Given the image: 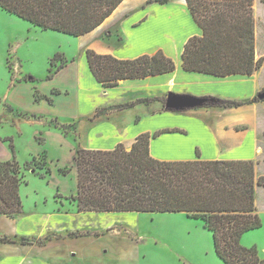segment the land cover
<instances>
[{
  "label": "crops",
  "instance_id": "crops-1",
  "mask_svg": "<svg viewBox=\"0 0 264 264\" xmlns=\"http://www.w3.org/2000/svg\"><path fill=\"white\" fill-rule=\"evenodd\" d=\"M148 1L124 0L123 3L137 5L132 6L130 11L119 19L117 31L113 29V31L108 30L104 36L102 34L106 21L120 9L122 4L95 30L81 36L70 35L78 38L80 58L68 56L65 51H60L59 53L69 60L65 65H60L51 78L46 77L45 80H40L34 76L37 78L34 81L30 78L22 81L12 80L10 88L14 89L13 93L9 91V99H11L9 103L19 111L25 110L32 115L44 116L49 112H57V102H60L62 107L70 111L71 120L60 122L58 117L54 118L60 124H75L80 131L78 137L77 134H68L62 130L65 136L73 137L74 143L70 145L73 149L79 145L89 149H113L122 143L130 150L140 134L149 132L153 135L161 129L178 128L181 131L165 132L151 138L150 151L155 158L194 160L198 158L199 150L200 158L205 160H254L260 153L258 147L264 144V101L223 109L199 106L169 110L160 100L136 103L128 108L116 107L144 97L167 98L169 93L195 97L213 95L225 99L247 100L255 97L264 87V64L251 75L238 73L217 76L185 69L183 65L185 44L190 37L202 35L203 29L195 21L186 0H170L165 4ZM254 8L255 16H257L256 2ZM1 9L3 10L1 13L6 14L7 11ZM173 9L180 13V17H175L174 20L172 16L166 15L167 12L173 14ZM255 32L256 59L258 60L264 56V48L261 51L259 38L261 32L264 35V21L260 23L258 17H256ZM89 48L100 54H111L120 59H132L144 54L152 55L162 50L174 59L176 68L170 72L144 78L125 79L116 87L106 88L91 71L86 53ZM70 71L74 72L73 83L71 80L65 83L56 81L55 78L60 73L68 74L67 78L70 79ZM46 82L48 88H46ZM36 90L43 95L41 100L35 97ZM19 91H27L32 106H24L23 97L19 95ZM202 107L204 111L199 109ZM102 109L106 112L95 116L96 112ZM28 122L40 127L44 123L35 119ZM81 123H84L85 127ZM53 128L60 129L55 125ZM22 134L23 132L11 133L9 138L13 136L15 140L17 135L19 137ZM60 135L61 133L58 134ZM14 140L12 147H15ZM33 140L36 142L35 139ZM45 141L46 146L51 147L48 145V136H45ZM10 155L12 156L9 160L16 157L20 162L16 150L15 155L13 153ZM61 168L64 169L60 167L59 172ZM69 183L68 189L65 185L69 193L64 192V194L73 195L78 189L77 169L76 175L70 179ZM55 195L54 193V199ZM56 199L55 201L58 202ZM60 199V201L69 202L64 197ZM44 201L47 202L48 198ZM66 204L54 206V213L43 215L44 219L40 217L42 228L45 230L42 235L29 232V227L21 228L23 224L32 225L29 218L37 217V210L21 214L15 220L9 219L12 222H18L21 226L20 229H14L10 233L41 237L50 232L54 235L42 245L22 246L16 243L0 245V264L117 263L118 256L110 262L107 255H104L108 251L101 243L105 235L81 237L75 233L110 228L113 222L106 221L102 226L96 227L97 225L93 224L94 218L101 220L107 216V213L127 212L79 211L77 204L70 203L73 206Z\"/></svg>",
  "mask_w": 264,
  "mask_h": 264
},
{
  "label": "trees",
  "instance_id": "trees-1",
  "mask_svg": "<svg viewBox=\"0 0 264 264\" xmlns=\"http://www.w3.org/2000/svg\"><path fill=\"white\" fill-rule=\"evenodd\" d=\"M123 1L0 0V7L42 29L81 36L102 25ZM186 2L203 34L194 35L186 42L185 69L217 76L251 75L264 64V56L256 59L255 0ZM86 53L91 71L106 88L116 87L125 79L144 78L176 68L174 59L162 50L132 59L100 54L91 48ZM35 94L40 99L38 90ZM262 94L264 87L247 100L207 95L203 97L206 99L203 106L238 107L264 101V97L260 98ZM157 100L162 101L163 97H144L116 107L128 108ZM99 114L100 110L95 116ZM55 126L68 133L64 124L56 121ZM171 131L181 130L166 128L153 135L140 134L130 150L122 143L113 149L79 148L74 158L78 189L70 199L76 202L79 211L185 212L190 218L204 222V227L213 234L217 255L226 264H264L255 247L241 244L244 233L262 225L256 188L264 186V175L257 176L255 161L205 160L200 158L199 150L194 160L155 158L150 151L151 138ZM34 162L36 157L25 164L16 157L0 162V215L13 217L22 212L20 188L25 170H36ZM69 171V168L60 169L63 174ZM47 172H51L50 168ZM40 175L45 177L43 173ZM16 237L0 236V243L44 244L49 239Z\"/></svg>",
  "mask_w": 264,
  "mask_h": 264
},
{
  "label": "rangeland",
  "instance_id": "rangeland-1",
  "mask_svg": "<svg viewBox=\"0 0 264 264\" xmlns=\"http://www.w3.org/2000/svg\"><path fill=\"white\" fill-rule=\"evenodd\" d=\"M255 2L257 4L256 17L260 19V23H263L264 0H255ZM121 4L120 9L106 21V26L102 32L103 36L108 30L113 31L114 29L117 31L119 19L128 13L132 6L137 5H129L123 2ZM1 12L3 10L0 8V162L11 159L12 155L10 154H14L13 151L15 150L21 164L32 161L33 157H36L37 162L33 164L36 165L35 171L25 170V178L20 190L23 201L22 212L13 217L0 215V236L7 235L12 238L17 236L18 239L22 236L50 238L53 237L54 233L49 232L41 237L35 236L42 235L45 232L40 217L44 219L43 215L54 213V206L67 205L66 203L76 205V202L70 199L71 194L66 195L64 192L69 193L67 189L69 188L70 179H73L76 175L74 158L77 150L82 147L78 144L79 146L73 149V147H70L74 143L73 137H70V135L65 136L62 129H58V131L53 128L57 121L54 117H58L60 122L71 120L70 111L62 107L60 102H57V112H49L44 116L32 115L25 110L19 111L9 103L11 102L9 91L13 93L14 89L10 88V84L12 80L22 81L30 78L31 81H34L37 78L40 80H45L46 77L51 78L58 67L65 65L69 60L59 52L65 51L68 56H76L79 59L80 46L78 38L69 34L45 30L11 13L5 12L6 14L3 15ZM166 15L168 17L172 16L173 20L175 17H180V13L175 9H173V14L167 12ZM259 38L262 51L264 48V35L262 32L259 34ZM51 60H53V63H51ZM50 68H52V72H49ZM69 74L70 79L67 78L68 74L66 73H60L58 77L55 76V79L59 83L69 82V80L73 83L74 72L70 71ZM46 88H48V84ZM18 93L23 97L24 106H32L27 91H19ZM39 95L40 99L38 100H41L43 95L40 91H38ZM35 97H37L36 94ZM166 99V97H163L161 101L163 106ZM203 107L199 109L204 111ZM104 112L106 110L102 109L99 115ZM32 119L41 120L44 123L41 127L40 125L36 126L32 122H28ZM64 125L68 130V134H77L79 137L80 134L78 135V133L80 131L75 124L66 123ZM81 125L85 127L84 123H81ZM16 132H23V134L19 137L17 135L15 140L13 136L9 138V134ZM59 133H61L60 136H58ZM44 135L49 137L48 145L51 147L46 146ZM13 140L15 147H12L14 146ZM262 145L264 146V144ZM263 146L258 147L260 153L254 158L257 176L264 175ZM60 167L69 168L70 172L62 174L59 172ZM48 168L51 172H47ZM37 171L38 173H36ZM40 173H43L45 177L42 178ZM54 193L58 202L53 197ZM63 197L69 202L60 201V198ZM45 198H48L47 202L44 201ZM71 204L70 206H73ZM256 206L262 225L244 233L241 237V244L246 248L255 247L258 250L259 257L264 259V186L261 185L256 188ZM36 210L37 217L29 218L32 225L23 224L21 227L18 222L9 220L18 219L21 214H28ZM110 214L107 213V216L101 220L94 218L95 222L93 223L98 227L106 221L113 222L110 228L93 232L85 230L75 234L81 237L97 234L105 235L101 243L106 246L104 248L108 251L104 255H107L110 262L118 256V262L114 264H226L217 255L213 234L204 227V222L190 218L185 212ZM20 227L24 229L29 227V232H33L35 235L27 236L10 233L14 229H20ZM2 244L8 243H0V245ZM16 244L27 246V244L19 242Z\"/></svg>",
  "mask_w": 264,
  "mask_h": 264
},
{
  "label": "water",
  "instance_id": "water-1",
  "mask_svg": "<svg viewBox=\"0 0 264 264\" xmlns=\"http://www.w3.org/2000/svg\"><path fill=\"white\" fill-rule=\"evenodd\" d=\"M264 94L260 95L263 98ZM206 99L191 95H181L169 93L165 102V107L169 110H183L203 106Z\"/></svg>",
  "mask_w": 264,
  "mask_h": 264
}]
</instances>
